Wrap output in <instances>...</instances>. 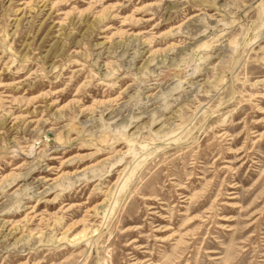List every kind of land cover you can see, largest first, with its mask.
I'll use <instances>...</instances> for the list:
<instances>
[{"label":"rangeland","instance_id":"1","mask_svg":"<svg viewBox=\"0 0 264 264\" xmlns=\"http://www.w3.org/2000/svg\"><path fill=\"white\" fill-rule=\"evenodd\" d=\"M0 264H264V0H0Z\"/></svg>","mask_w":264,"mask_h":264}]
</instances>
